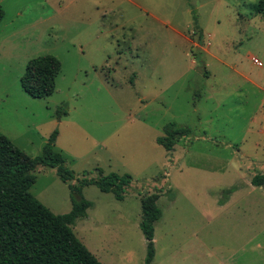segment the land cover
<instances>
[{
	"label": "rangeland",
	"instance_id": "1",
	"mask_svg": "<svg viewBox=\"0 0 264 264\" xmlns=\"http://www.w3.org/2000/svg\"><path fill=\"white\" fill-rule=\"evenodd\" d=\"M257 1L0 0V132L30 158L54 136L74 178L37 165L29 192L53 214L88 200L70 228L101 264H143L139 200L152 192L150 264H264V190L249 183L264 171ZM45 55L59 61L53 91L31 97L19 77ZM170 123L191 132L167 151L156 138ZM98 171L131 177L121 200L70 192Z\"/></svg>",
	"mask_w": 264,
	"mask_h": 264
},
{
	"label": "trees",
	"instance_id": "2",
	"mask_svg": "<svg viewBox=\"0 0 264 264\" xmlns=\"http://www.w3.org/2000/svg\"><path fill=\"white\" fill-rule=\"evenodd\" d=\"M256 13L264 14V0H258ZM3 10L0 6V20ZM59 71V61L51 55L28 60L19 84L31 97L42 98L53 91L54 78ZM164 136L156 142L165 150H172L175 134L187 135L191 129L173 124L164 126ZM51 135L43 145L42 153L34 158L27 157L17 146L0 132V264H101L75 237L70 225L85 215L90 202L82 197L71 199V208L63 214H53L29 192L33 181L30 171L35 166L54 168L62 182L74 178L65 163L64 156L53 149ZM94 178L82 177L77 184H70L71 193H80L83 185H94L101 192H111L116 200L131 177L128 174L109 172ZM249 183L264 190V171L254 173ZM233 190L230 187L226 192ZM155 192L140 197L138 228L145 241L143 264H150L154 255L153 223L160 217L156 206Z\"/></svg>",
	"mask_w": 264,
	"mask_h": 264
},
{
	"label": "crops",
	"instance_id": "3",
	"mask_svg": "<svg viewBox=\"0 0 264 264\" xmlns=\"http://www.w3.org/2000/svg\"><path fill=\"white\" fill-rule=\"evenodd\" d=\"M174 145H175V143H174ZM174 145H173V146H174ZM172 150H173V147H172ZM252 175H253V174H252ZM250 178H251V177H249V180H250ZM252 186H253V185H252ZM256 187H259V186H256ZM259 188H261V187H259ZM227 189H228V188H227ZM227 189H225V190L223 191V193H224V197H223V199H221V200H219V201L217 202L219 205L224 204L225 201L228 200V195H226V194L230 193L232 190H231L230 192H226ZM261 189H262V188H261ZM262 190H263V189H262ZM114 199H115V198H114ZM85 215H86V213H85ZM85 215H84V217H85ZM84 217H82V218H84ZM78 219H81V218H78ZM157 220H158V219H157ZM154 223H155V222H154ZM154 223H153V224H154ZM152 241H153V238H152Z\"/></svg>",
	"mask_w": 264,
	"mask_h": 264
},
{
	"label": "built area",
	"instance_id": "4",
	"mask_svg": "<svg viewBox=\"0 0 264 264\" xmlns=\"http://www.w3.org/2000/svg\"><path fill=\"white\" fill-rule=\"evenodd\" d=\"M250 61L254 64H256L257 66H261V62L254 56H250Z\"/></svg>",
	"mask_w": 264,
	"mask_h": 264
},
{
	"label": "water",
	"instance_id": "5",
	"mask_svg": "<svg viewBox=\"0 0 264 264\" xmlns=\"http://www.w3.org/2000/svg\"><path fill=\"white\" fill-rule=\"evenodd\" d=\"M201 69H202V68H199V67L197 68V70H198L199 72L201 71Z\"/></svg>",
	"mask_w": 264,
	"mask_h": 264
}]
</instances>
